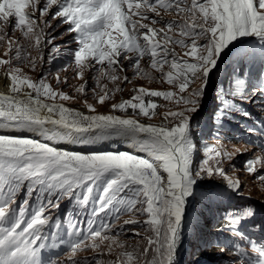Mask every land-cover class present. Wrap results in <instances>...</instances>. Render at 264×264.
<instances>
[{"label": "snow or ice", "instance_id": "6c2138e0", "mask_svg": "<svg viewBox=\"0 0 264 264\" xmlns=\"http://www.w3.org/2000/svg\"><path fill=\"white\" fill-rule=\"evenodd\" d=\"M65 35L63 54L71 59L53 85L44 65L60 57L55 41ZM0 48L7 86L0 92V264H181L188 241L196 264L203 256L264 264V219L251 204L231 203L243 195L242 184L225 164L235 169L229 162L241 150L227 151L222 142L243 119L238 128L248 135L236 138L264 153V120L245 127L252 114L244 107L264 112V0H0ZM226 56L231 63L221 74ZM145 57L170 90L138 87L98 112L121 84L132 83L127 72L151 78L141 66ZM26 68H39V79ZM69 68L78 85L61 77ZM214 77L215 106L202 122ZM153 98L174 105L159 125L139 119L158 114ZM206 132L215 143L204 140ZM261 168L264 155L243 165L264 183ZM217 177L225 182L221 191L201 190ZM64 201L71 207L61 216ZM205 208L213 214L207 232ZM127 233L143 246L120 238ZM61 248L63 261L51 255ZM88 250L95 255L76 258ZM114 252L115 259H99Z\"/></svg>", "mask_w": 264, "mask_h": 264}, {"label": "rangeland", "instance_id": "374dc122", "mask_svg": "<svg viewBox=\"0 0 264 264\" xmlns=\"http://www.w3.org/2000/svg\"><path fill=\"white\" fill-rule=\"evenodd\" d=\"M168 17H166L167 19ZM159 27V25H157ZM66 27V26H65ZM7 31H9L10 34L13 35V38L16 39H21V42H23L22 37L20 32L17 30L15 33H11V28H7ZM60 31H63V28L59 29L57 32V35ZM74 35V34H73ZM70 37L65 35L61 38H58L55 43L61 45V55L57 60H54L51 65L45 63L44 65V70L49 71L50 73L53 74V78L50 79V83L55 85V79H54V74L57 70L61 69L65 64L69 62L71 57H68L64 55L65 51V42L69 41ZM76 45L74 43L67 44V48H75ZM4 49L0 48V57H2ZM48 49L45 50V59L47 60V55H48ZM33 55H36L35 52H33ZM231 63V60L229 59L227 63L221 67V74L227 72L229 70V65ZM141 66L145 68L146 71H149L151 73V78H133V74L131 71L127 72V75L129 78L132 80V83H123L121 84V88L123 91L116 92L115 95L112 97L110 101H106L103 106H97V111L100 113H108L110 109V105L112 103H119L122 100H127L130 99L134 95V89L138 87H145L148 89H153V90H161V91H166L170 90L169 86L163 82L160 79V74L155 72V70H152L150 68V60L148 57H145L141 61ZM25 71L27 72L28 75H30L33 79H39L41 75V71L38 68L37 71L33 72L30 69L26 68ZM0 73L4 74V69L0 68ZM68 76L69 77V82L73 85H78L81 81H78L73 78V73L71 71V68L68 69L67 72H61V77L63 76ZM219 75L217 76V79L219 78ZM215 80L216 78H213V84L212 87L208 90L207 96L205 98L203 107L199 113L198 119L201 120L202 122L204 121H209L210 120V115L211 112L215 106L214 104V96H215ZM89 85H92V81H88ZM62 90L68 92L70 95H79L74 92V89L69 87V88H64L63 86ZM214 88L213 92L211 90ZM147 97H145V101H147ZM155 102L160 105L157 108V115L154 116L151 120H149L146 117H140V121L142 123L146 124H153V125H159L162 123V114L168 110L169 108H174L173 104H170L168 101H164L161 98H153ZM89 102H92L91 100ZM65 103V106L71 107L76 106V107H81L82 103L77 102V101H67L63 102ZM248 112L252 114L251 118L247 121V124L245 127L251 126L253 120H264V112H261L258 108V106L253 105V104H247L244 106ZM131 109H128V112L131 113ZM116 114L121 115V113L117 112ZM244 120H238L236 125H230L232 127V132L231 133H226L225 134V139L222 141L225 150L227 151H235V149H240L241 152L236 154L233 158V160L229 163L235 164V169L229 168V164H225V167L228 168V174L232 176L233 178L240 177L241 179V184H242V193L243 195H234L231 198V203L233 207L239 208L245 204H251L254 206L259 213L258 219H264V183H261L258 180H255L253 176H249L244 170H243V165L244 162L247 159H254L256 155H264V153L260 152L258 149L253 148L251 145H246L244 139H237V136L243 137L248 135L244 131L243 128H238L239 124H243ZM28 135V134H25ZM252 139L254 140H259L261 139L260 137L257 136H252ZM204 140L209 143L213 144L216 141L211 139L210 135L206 132L204 136ZM247 148V150H245ZM122 151H129L125 148H120ZM131 152V151H129ZM138 155H144L143 153H136ZM258 174H264V168L259 169ZM225 182L220 179L219 177L215 178L213 181H207L203 182L200 184V188L204 192H218L221 191V188L218 186L223 185ZM23 198V189L21 190L20 194L18 195L17 199L20 200ZM71 207L70 202L64 201L61 205V210L59 215L63 216L64 212L67 211ZM205 213L208 218V223L205 224L204 230L210 231V224L212 220V213L207 212L205 208ZM129 217L127 215L121 217V223H123V220L128 219ZM143 219V217H141ZM122 240H125L128 244L130 245H135L137 243H140L142 246L144 244V241L139 240V238H131V233H127L123 236L120 237ZM131 250V248H129ZM218 251V250H217ZM62 253V254H59ZM195 253V248L192 242L188 241L184 244V250L181 253V264H196L195 260L198 259L199 257L194 254ZM51 255H53L55 258L63 261L67 258L68 252L66 248H61L59 252H52ZM95 253L92 250H88L85 252L78 253L77 259L78 260H83L84 257H89L91 258ZM99 259L101 260H110V259H115V252L112 255H101L99 256ZM90 264H94V261H91ZM199 264H226V262L223 259L219 258H213V257H208V256H203L199 260Z\"/></svg>", "mask_w": 264, "mask_h": 264}, {"label": "bare ground", "instance_id": "6f19581e", "mask_svg": "<svg viewBox=\"0 0 264 264\" xmlns=\"http://www.w3.org/2000/svg\"><path fill=\"white\" fill-rule=\"evenodd\" d=\"M225 62V61H224ZM224 65V63L221 65V67ZM5 75L4 74H2V73H0V92H7V86H6V84H5ZM72 108H74V109H78V110H84L83 109V107L81 106V107H76V106H72ZM28 135H31V134H28ZM68 147H79V146H68ZM91 147V146H90ZM119 147L120 148H125V149H127V150H129V151H131V152H133L134 150L132 149V148H129V147H127V145H125V144H120L119 145Z\"/></svg>", "mask_w": 264, "mask_h": 264}, {"label": "water", "instance_id": "95a60500", "mask_svg": "<svg viewBox=\"0 0 264 264\" xmlns=\"http://www.w3.org/2000/svg\"><path fill=\"white\" fill-rule=\"evenodd\" d=\"M229 60V57H224V61H225V64L227 63V61ZM214 88L211 90V92H213Z\"/></svg>", "mask_w": 264, "mask_h": 264}]
</instances>
